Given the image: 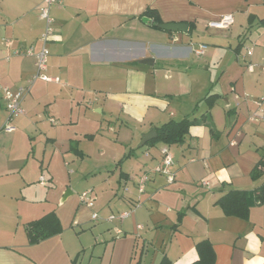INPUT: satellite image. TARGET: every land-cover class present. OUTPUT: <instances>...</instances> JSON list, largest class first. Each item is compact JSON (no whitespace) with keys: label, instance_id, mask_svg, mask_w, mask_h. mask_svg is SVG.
Segmentation results:
<instances>
[{"label":"crops","instance_id":"crops-1","mask_svg":"<svg viewBox=\"0 0 264 264\" xmlns=\"http://www.w3.org/2000/svg\"><path fill=\"white\" fill-rule=\"evenodd\" d=\"M42 2L0 0V85L29 89L9 132L2 130L8 114L0 98V264H159L163 256L191 264L203 240L214 264H264V203L250 207L247 220L215 205L229 191L264 183V174L250 178L264 159V105H257L264 97V1L60 0L50 11L52 80L30 83L35 59L18 52L41 47ZM146 9L161 24H186L188 31L147 25L140 19ZM226 15L233 19L228 28L209 26ZM202 115L214 134L201 123L180 145L140 146L156 127ZM104 131L115 135L120 154L111 158L113 170L92 169L101 178L92 186L94 205H83L71 187L66 197L73 199L59 202L62 171L71 174L75 165L83 175L86 142L103 157L110 145ZM163 149L173 163L171 184L154 172ZM142 176L148 180L139 192ZM121 212L130 215L107 220ZM48 213L62 233L29 245L25 226Z\"/></svg>","mask_w":264,"mask_h":264},{"label":"trees","instance_id":"trees-1","mask_svg":"<svg viewBox=\"0 0 264 264\" xmlns=\"http://www.w3.org/2000/svg\"><path fill=\"white\" fill-rule=\"evenodd\" d=\"M140 19H143L147 25L155 29H159L158 26L161 25L158 14L156 13V11L151 9H146ZM213 98V96L206 97L204 101L208 106H211ZM207 121H209L208 115H202L199 120H189L185 118L181 121H169L168 123H165L160 127H156V138L147 142L144 146H153L157 143H162L167 146L180 145L184 142V139L188 134L190 127L201 123L206 124ZM207 125L208 127H210L212 134H214L213 129H211V124L207 123ZM87 138H91V136H87ZM130 156H132L131 151L127 155H125L118 162V164H120L123 160L128 159ZM263 174L264 159L262 158L252 169L250 178L252 180H257ZM263 203L264 183L253 191H229L228 193L220 197L215 202V205L219 206L226 216H232L247 220L250 207ZM181 218L182 214L178 216V223L181 221ZM176 226L177 225H175L174 228H176ZM25 233L27 236L28 244L36 245L50 237L61 234L62 227L58 217L54 213H48L39 220L28 223L25 226ZM195 247L198 254V259L191 264L215 263V254L209 241H200L196 244ZM72 264H77L75 259L73 260ZM159 264H172V262L166 256H163Z\"/></svg>","mask_w":264,"mask_h":264},{"label":"built area","instance_id":"built-area-1","mask_svg":"<svg viewBox=\"0 0 264 264\" xmlns=\"http://www.w3.org/2000/svg\"><path fill=\"white\" fill-rule=\"evenodd\" d=\"M59 1L60 0H43L42 5L38 9V16L45 23L43 34L38 39V41L41 44L39 50L35 51L33 47H29L24 51L18 52L20 56L33 57L35 59V72L31 77L30 83H33L38 80L44 82H48L52 80L46 75L47 62L49 57V49L47 45L55 35L53 19L51 18L50 11L55 4L59 3ZM232 21H233L232 15H226L222 17L220 21L210 23L209 26L218 29H226L229 27L230 24H232ZM195 53L201 54L202 50L199 49ZM248 54L250 53L248 52ZM247 69L251 70L252 65L247 66ZM28 92H29L28 87L10 89L7 87H2L0 85V98L4 103L5 111L8 114V117L4 125L2 126V130L9 132L14 129V127L11 124V121L13 118H16L23 114L22 102L25 96L28 94ZM257 105L258 107L264 105V97H262L257 102ZM50 122L54 123V120L50 119ZM230 145H234V142H232ZM172 165H173L172 159L168 154L167 149H163L161 163L160 165L154 168V172L163 175L166 178L168 184H171L174 181V175L171 172ZM147 180H148L147 176H142L140 178V181L137 185V189L139 192L144 191V186ZM39 181L43 185L47 184V180L43 176L40 177ZM93 200L94 198L91 190L85 191L80 195V202L87 207H92ZM129 215H130L129 212H121L118 213L116 216L114 215L108 216L107 220L111 221L115 218L122 220L127 218ZM99 219L100 217L98 214H92L93 221H97ZM138 228H140V226H138Z\"/></svg>","mask_w":264,"mask_h":264},{"label":"rangeland","instance_id":"rangeland-1","mask_svg":"<svg viewBox=\"0 0 264 264\" xmlns=\"http://www.w3.org/2000/svg\"><path fill=\"white\" fill-rule=\"evenodd\" d=\"M104 133H105V131H104ZM105 137L107 138V140H109L108 143H110V145H108V146L106 145V146H104V148H102L103 157H101V158H99L97 151H95V149H93L92 147L89 148V142H86V144H85V145H87L86 147L82 146L84 151L86 150L85 153H87V152H89V154L91 153L90 157H84V159L83 158L81 159V160H83V162H81L79 160L81 163L80 164L81 165L80 172L83 173V175H76L77 166H75V165H70L68 167V170L72 172L71 174L66 172V174L64 175L65 172L62 171V173H61V175L57 181V190H56V192H54V197L56 198L57 196H59V194H61L60 192L62 191V189H65V191L60 195L61 197L59 199V202H61L63 199H65V200L73 199V196L66 197V194L69 191L70 187L73 188L74 190H76L75 192L77 193L78 196H80L85 191L92 190V186H95L96 184H98L101 181V178L98 176L99 174L93 173L95 171H93L92 169H94L98 166H102V165L106 166L108 164H109L108 170H113V168H115V165L113 166L110 163L112 157L120 154V151H118V146L116 144H114L115 135L111 134V136H108L105 133ZM91 149H92V151H91ZM119 158H118V160H119ZM122 162L120 164H122ZM104 175H107V173L104 172ZM105 178H106V176H105ZM115 184H117V183H115ZM76 193H74L75 196H76ZM95 200H96V196H94L93 205L95 203ZM66 206H67V204L64 207H66ZM112 215L116 216L117 214L115 213Z\"/></svg>","mask_w":264,"mask_h":264},{"label":"water","instance_id":"water-1","mask_svg":"<svg viewBox=\"0 0 264 264\" xmlns=\"http://www.w3.org/2000/svg\"><path fill=\"white\" fill-rule=\"evenodd\" d=\"M160 30L166 32H179V33H186L188 31V25L186 24H161L158 26ZM144 63L150 62V60H144ZM152 62V61H151ZM156 138V131L151 130L147 134L143 135L142 140L140 142V146H144L147 142Z\"/></svg>","mask_w":264,"mask_h":264}]
</instances>
